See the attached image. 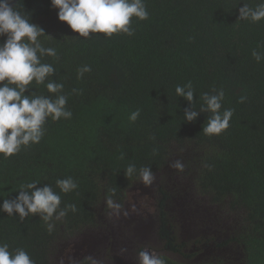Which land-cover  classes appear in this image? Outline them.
I'll return each mask as SVG.
<instances>
[{"label": "trees", "instance_id": "trees-1", "mask_svg": "<svg viewBox=\"0 0 264 264\" xmlns=\"http://www.w3.org/2000/svg\"><path fill=\"white\" fill-rule=\"evenodd\" d=\"M243 3L255 6L257 0H145L149 16L132 18L134 35L79 38L58 20L51 0H19L14 8L53 38H40L57 50L56 58L45 56L43 62L56 70L50 79L64 85L72 117H49L38 144L9 158L0 154V205L33 181L59 193L56 181L71 177L78 188L60 193V207L75 204L76 211L53 221L51 233L39 215L21 220L0 211V244L47 264L57 226L88 224L101 200L120 194L123 199L141 183L138 175H125L129 164L162 174L159 192L165 198L169 171L179 178L190 174L171 167L179 159L184 168H194L190 187L196 194L245 211L241 230L228 241L240 248V264H264V59L258 63L252 55L264 53V20H239ZM5 40L0 37V44ZM85 65L91 71L78 78ZM189 82L196 110L203 93L224 91L221 111L233 110L226 131L204 134L208 113L185 122L190 105L175 89ZM33 93L53 95L35 83L25 95ZM137 110L133 122L129 117Z\"/></svg>", "mask_w": 264, "mask_h": 264}, {"label": "clouds", "instance_id": "clouds-1", "mask_svg": "<svg viewBox=\"0 0 264 264\" xmlns=\"http://www.w3.org/2000/svg\"><path fill=\"white\" fill-rule=\"evenodd\" d=\"M51 5L58 9V20L78 33L79 38H90L92 34H100L104 38L119 33L132 36V18L144 21L149 16L145 0H51ZM239 20L254 23L264 20V0H257L255 6L243 3V7L239 8ZM44 36L48 35L32 23L28 15L12 7L11 0H0V37H6L5 42L0 44V154L4 158L18 154L22 147L38 144L44 136L43 126L49 117L53 121L72 117V112L66 108L68 98L62 94L64 85L50 79L56 70L52 64L43 62L45 56L57 57L55 48L42 44L40 38ZM252 55L258 63L264 59V53L253 51ZM90 71L89 66H82L78 69V78ZM33 83L44 84L47 92L53 95H25ZM175 92L177 97H182L190 105L184 110L185 122H194L201 113H208L207 123L202 127L204 134L220 135L228 129L233 110L221 111L224 100L222 89L203 93L199 110L194 107L195 91L191 82L177 86ZM244 99L241 97L239 102L243 103ZM139 116L140 111L137 110L131 113L129 119L134 122ZM171 167L183 171L184 163L177 159ZM125 175H138L145 187L151 186L156 178L150 167L137 169L134 164L128 165ZM37 185V181L21 185L19 195L15 199L3 200L0 211L9 216L16 214L21 220L30 214L39 215L51 233L55 227L53 221L61 220L68 211H76L75 204L60 207V193L72 192L78 184L71 177L59 179L56 181L59 193L49 185ZM106 203L115 214L121 213V204L111 198ZM124 215H128L127 210H124ZM137 259L138 264H166L161 255L148 249L139 251ZM86 260L90 264H98L92 257H86ZM0 264L35 262L24 249L10 252L8 244L3 243L0 244Z\"/></svg>", "mask_w": 264, "mask_h": 264}, {"label": "flooded vegetation", "instance_id": "flooded-vegetation-1", "mask_svg": "<svg viewBox=\"0 0 264 264\" xmlns=\"http://www.w3.org/2000/svg\"><path fill=\"white\" fill-rule=\"evenodd\" d=\"M193 170L191 173L190 167L184 168V174L190 172L185 184L179 183L185 175L179 178L172 171L168 172L163 187L168 197L164 198L159 192L162 174H158L150 194H140L136 186L129 188L123 199L122 194L121 199H113L123 206L119 215L107 206V199H103L94 206L93 218L88 224L77 229L57 226L47 250L51 264H55L52 251L56 250L57 243V264H90L86 257L94 258L98 264H138L137 254L144 249L161 255L166 264H240V248L233 247L234 243L228 244L237 237L233 227L192 202ZM177 202L183 203L187 216L179 217L176 211H171ZM124 210L128 215H124ZM237 219L240 222V216ZM60 227L61 239L56 237Z\"/></svg>", "mask_w": 264, "mask_h": 264}, {"label": "rangeland", "instance_id": "rangeland-1", "mask_svg": "<svg viewBox=\"0 0 264 264\" xmlns=\"http://www.w3.org/2000/svg\"><path fill=\"white\" fill-rule=\"evenodd\" d=\"M189 153V152H188ZM192 169H194L192 166L190 167V171L192 173ZM187 177H189L188 175H185L184 178L180 179L179 183L181 184H185L188 183V179ZM208 196L206 195H201V194H196L195 192H192V202H195L198 206L203 207L206 211H209L210 213H212V215H216L218 216L217 218L220 219V221L223 224H227L229 227H233V232L235 229H240V222H238L239 220L237 218H239V216H244L245 211L242 209H237V208H231L227 203H224V206H221L222 204H216L214 203V201H212L210 198H207ZM218 205V206H217ZM242 219V218H241ZM237 223V225H236ZM60 231H58L57 236L61 239V227L59 228ZM69 233V232H66ZM71 233V232H70ZM68 237V236H67ZM65 235V238H67ZM231 237V236H230ZM59 239V240H60ZM54 248L56 250H54V252L52 251V254L54 256L55 259V264H57L56 260H57V256H58V243L56 245H54ZM51 260H49V257L47 256V262L49 264H51Z\"/></svg>", "mask_w": 264, "mask_h": 264}, {"label": "water", "instance_id": "water-1", "mask_svg": "<svg viewBox=\"0 0 264 264\" xmlns=\"http://www.w3.org/2000/svg\"><path fill=\"white\" fill-rule=\"evenodd\" d=\"M18 1L19 0H11V5H12V7H15V5L18 3ZM176 172V171H175ZM139 187H138V189L140 190L139 192H140V194H145V193H148V194H150V188H152L153 187V184L151 185V186H149V187H145V186H143L142 185V183H140L139 185H138ZM139 196H141V195H139ZM139 197L136 195L135 196V199H138ZM183 203H181V202H177V203H175L172 207H171V211H173V212H177V215L179 216V217H182V216H187V214H186V208L182 205ZM186 231H188V228H186ZM85 241V240H84ZM84 241L82 242V245H84ZM86 243V242H85ZM87 244H88V242H87ZM78 248H80V245H78L77 246Z\"/></svg>", "mask_w": 264, "mask_h": 264}]
</instances>
